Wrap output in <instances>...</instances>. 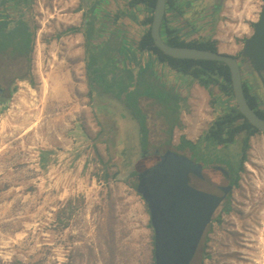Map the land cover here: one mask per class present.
Instances as JSON below:
<instances>
[{
  "label": "rangeland",
  "instance_id": "374dc122",
  "mask_svg": "<svg viewBox=\"0 0 264 264\" xmlns=\"http://www.w3.org/2000/svg\"><path fill=\"white\" fill-rule=\"evenodd\" d=\"M50 1L41 2L47 8V16L52 12ZM262 4V0H225L209 29L203 23L199 26L197 15L190 18L181 7L174 18L184 16L188 22L181 19L169 25L170 16L165 12L166 22L186 41L215 40L217 49L238 54L243 40L253 32L252 25L258 20ZM117 5L106 4L99 12L101 15L107 10L108 22L112 23L104 24L103 20V24L87 28L93 44L109 43L112 49L118 43L120 49L124 45L129 50L140 32L137 17H141V8L133 18L128 2L123 0ZM85 15L88 20H99L88 12ZM46 20V29H38L36 41L42 73L52 83L50 91L55 79H62L64 87L59 89L55 85L54 95H42L33 68L37 57L34 50L33 63L30 62L34 77L30 83L15 79L12 92L0 101V264H153L149 212L131 185L135 178L128 174L133 168L139 170L152 163L154 153L143 156L131 150L137 122L127 116L113 97H97L91 92L85 68L86 47L83 50L80 44L78 52L75 49L73 53L69 40H54L59 28L55 27L53 17ZM245 25L248 33H244ZM96 26L103 32L96 34ZM81 27L85 29L84 23L78 29ZM198 27L201 29L195 32ZM60 30L64 31V27ZM114 33L129 34L130 40L121 42L115 38L117 35H111ZM235 39L237 47L233 46ZM108 53L102 47L94 49L93 55L103 60ZM124 60L125 65L131 66L127 56ZM120 64L114 71L132 78L140 75V84H149L165 102L146 109L152 141L168 136L166 121L181 122L180 128L172 130L170 147L175 150L180 136H187L185 128L189 127L186 131H191V135L202 137L217 115L236 105L232 96L222 95L212 101L210 94L194 97L192 105L177 102V91L150 84L143 71H125ZM21 65L15 61L13 71H7L1 63L0 84L6 87L8 79L21 72ZM245 81L252 85L251 92L259 93L264 101L258 79L246 76ZM139 87L138 84L135 88ZM18 96H22V101L17 105ZM185 96L184 91L181 97ZM36 113L40 115L38 127L26 131L28 121ZM22 115L24 120L20 119ZM246 132L242 130L227 144L229 151L241 155ZM248 144L229 204L220 219L211 224L207 264L264 262V138L260 133L251 134ZM208 145V141H202L200 149L209 154L214 146ZM236 226L242 230L239 236L243 238L238 239L247 244H235ZM190 264H200L199 249Z\"/></svg>",
  "mask_w": 264,
  "mask_h": 264
},
{
  "label": "water",
  "instance_id": "95a60500",
  "mask_svg": "<svg viewBox=\"0 0 264 264\" xmlns=\"http://www.w3.org/2000/svg\"><path fill=\"white\" fill-rule=\"evenodd\" d=\"M120 1L123 0H83L84 11L92 18L95 16L108 22V11L103 10L101 15L99 12L106 4L111 3L115 7ZM124 1L131 6L129 14L136 17L135 11L139 4H132V0ZM262 1L258 20L253 22V32L245 38L239 57L219 49L179 46L166 42L160 32L166 12V0H155L149 31L153 45L169 56L224 62L229 69L236 108L252 126L264 133V118L247 102L241 77L242 64L244 69L249 66L259 77L264 89V0ZM141 52L138 49V40L129 45L126 55L133 68L140 61ZM143 156H147L146 151ZM154 158L152 163L135 174V189L147 206L153 230V264H190L205 227L223 195L204 190L197 185L191 174L200 175L202 166L181 151L170 147L162 153H154ZM222 190L226 192L227 189Z\"/></svg>",
  "mask_w": 264,
  "mask_h": 264
},
{
  "label": "trees",
  "instance_id": "16d2710c",
  "mask_svg": "<svg viewBox=\"0 0 264 264\" xmlns=\"http://www.w3.org/2000/svg\"><path fill=\"white\" fill-rule=\"evenodd\" d=\"M131 3L141 4L149 11V14L145 16L143 21V24L147 25V28L138 38V49L140 51L149 50L153 52L160 61L165 62L172 69L190 78L191 81L197 82L200 86L204 87L208 91L211 97H213L212 101L216 100L222 95L233 97L229 69L224 62L209 59L178 58L163 53L158 47L153 45V40L149 31L151 10L155 0H132ZM35 26L36 25H34L33 20L30 19L28 23L20 25L16 28V30H12L10 34L0 37V53L7 47H11V52H16V55L10 56L9 58L14 59L16 62L18 61L21 64L23 63V65H21L22 67H20L21 72L15 75V77L19 79L31 80L32 77L30 72V62L36 28ZM87 27L89 26L85 27L84 37L85 47L87 49L85 50V68L89 89L97 97L102 95L113 97L117 104L126 111L127 116H129L130 119L132 118L133 122H137V125H135L136 131L134 137L131 139L133 143L131 144V150L134 152H139V154L144 153V151L147 153H162L172 146V130L174 127L180 128L181 122L178 119L175 121H166L165 132L168 136L164 139L158 140L157 142L151 140L150 128L147 124L146 109L152 108L153 106L160 107V104H165V102H163L162 99L157 96L161 93L157 90H154L151 86H149V84H140L141 79L143 78H141L140 75H138L139 78H132L114 71V69L118 70V67L115 65L114 58L113 63L112 55L114 56L116 54L115 52L120 51L118 43H115L112 49L110 48L109 43L102 44L100 46L99 44H92L91 39L93 36L90 34V30ZM160 32L161 35L163 34L164 40L172 45L193 46L211 50L217 49L215 40L203 39L186 41L184 38L179 37L174 33V29L167 25L165 17L161 23ZM89 46L91 48H89ZM102 47L106 48L109 52L103 60L101 58H95L93 55L94 49L99 50ZM22 55L25 60H21L20 56ZM144 78H147L150 84L155 83V81L149 79L147 75H145ZM257 83L259 87V82ZM138 84L140 85L139 89L135 88ZM251 86L252 85L248 82L242 81V88L247 102L259 115L262 116V113L256 108L258 101H261L259 99L257 101L259 93L251 92ZM13 87L14 86H12L11 90ZM175 97L177 98V102H182L185 104L184 98L177 94H175ZM238 119H241V121H237ZM208 128V131L205 132V139L215 142V144L232 142L239 132L247 129L246 135L243 137V141L241 142V157L239 158L237 153H233V156L236 155V159L237 157L239 159V167L237 170H241L243 167L242 162L249 146L248 137L257 131V129L252 126V124L246 118H244L236 106H231L229 110L217 115ZM185 146H190L194 150L197 147L193 141L187 139L184 135H181L179 143L174 147L176 150L182 151ZM137 171V169L133 168L128 175L130 177H134ZM131 185L135 188L136 179L134 183H131Z\"/></svg>",
  "mask_w": 264,
  "mask_h": 264
},
{
  "label": "flooded vegetation",
  "instance_id": "af4514ba",
  "mask_svg": "<svg viewBox=\"0 0 264 264\" xmlns=\"http://www.w3.org/2000/svg\"><path fill=\"white\" fill-rule=\"evenodd\" d=\"M224 4H225V0H168V2L166 0V13H168L169 14L168 16H170L169 25H171V23L174 24L178 20H181V19H183V21L186 20L184 16H183L184 18L181 16H179V18H174L175 15H177L178 13L179 7H181L183 8L184 11L187 12L188 17L192 18V17H195V15H197V19H199L197 21V24L199 26H203L202 25L203 23L204 25H206V28L209 29L216 22L218 13L221 11ZM166 13L164 17L168 19ZM183 13L181 12V14ZM31 16H32L31 15V0H1L0 1V37H4L10 34L12 30L14 29L16 30V28L19 27L20 25L28 23L30 19L33 20ZM33 22H34V25H36V22L34 20ZM186 22L188 21L186 20L185 23ZM83 23L85 27L88 25L92 27L96 25L95 19L88 20L86 18L85 11H83ZM98 27L95 28L96 34H100L99 32H103V30H100V28ZM170 28L172 27L170 26ZM200 29L201 27H198L197 30H195V32ZM195 36H196V33H195ZM105 39L107 41L109 38L106 36ZM199 40H203V39L200 38ZM242 48H243V45L238 54H232V55H234L235 57H239ZM11 51H12V48L7 47L4 51L0 53V59L4 57H10V56L16 55V52L14 51L11 52ZM117 53L114 55L115 60L118 57ZM20 57H21V60H25L23 55ZM116 62L118 61L116 60ZM243 66L244 64H242L241 66L242 67L241 69L242 81H245L246 76L252 79L255 78L256 80L258 79L260 88L264 92L262 83L259 77L256 75V73L253 72L249 66L247 67V69H244ZM127 67L132 68L133 66H127ZM123 68H125V66H123ZM15 79H18V78L17 77L14 78V76L10 77L8 79V84L6 87L0 84V89H1L0 101L5 100L7 94H10V92H12L11 88L14 84ZM258 99L261 101H258ZM257 101L258 103L256 104V108L262 113V117L264 118V101H262L260 97L257 98ZM208 129L209 128H207L206 131H208ZM256 133H260L264 138V133L262 131L257 129V131H255L252 134H256ZM205 134L206 133L204 132V135L202 137H197L196 141L195 140L193 141L194 144L197 145L195 150L192 149L190 146H185L183 149L184 152L183 150L181 151L184 155L188 156L189 158H191L192 160L196 162H199L202 166L200 170V175L191 174V177L194 178L197 185H199L200 188L204 190H208L212 193L223 195L221 202L215 209L211 217V220L206 225L204 233L198 243V249L200 251V264H207L208 255H209V247L211 244V241L208 235L209 230L211 228V224L214 220H219L220 217L222 216L221 214L227 208L229 204V199H230L232 189L234 188V186H236L238 182L237 181L238 172L240 171V170H237L239 167V159L238 157L237 159L234 158L233 152L228 150V145H227L228 143L215 144V142H211L210 140L205 139ZM202 141H205V142L208 141V143L210 144L208 146H212V147L214 146L212 148L213 151L211 153L208 154L206 149L204 150L200 149V143ZM240 157L241 156H239V158ZM222 188H226L227 189L226 192H224ZM236 229L238 232L235 234V244L236 245H238V243L244 244V245L247 244L246 242L240 241L238 239V238H243L239 236L242 230L239 229L237 226H236Z\"/></svg>",
  "mask_w": 264,
  "mask_h": 264
},
{
  "label": "crops",
  "instance_id": "0c3cea01",
  "mask_svg": "<svg viewBox=\"0 0 264 264\" xmlns=\"http://www.w3.org/2000/svg\"><path fill=\"white\" fill-rule=\"evenodd\" d=\"M42 0H31V17L32 19L36 22V29H35V35H34V40H33V49H32V60L31 63H33V56H34V50H35V44L38 38V29L40 28V15L42 13L44 18L42 20L45 19V21L47 22V17H53V22L55 24V27L58 29L59 28V33H57V35H55V39H59L62 41L65 40H69L70 42V46L73 49V53L76 49V51L78 52V46H80V44H82L83 50H84V46H85V37H84V32L85 29L82 27L80 29H78V27L80 25H82L83 23V11H84V2L83 0H52L50 1L51 3V9L50 13H48V16L45 14L46 13V7H44V4L41 3ZM141 8V17L138 16L137 17V23L141 26L140 27V32L139 35L136 37V40H138V38L141 36V34L143 33V31L147 28V25L143 24L144 18L147 14H149V11L147 10V8L141 4H139L137 6V9ZM87 11H85L86 13ZM109 16V15H108ZM116 20V19H115ZM115 20L113 19V21L115 22ZM45 22V24H46ZM86 23V22H85ZM107 23H112V22H107L105 21L104 24ZM45 24L43 25L46 29ZM96 24H103V20H98L96 22ZM61 26L64 27V31L60 30ZM76 28V29H75ZM135 29V28H134ZM62 31V32H61ZM244 33H248V27L245 25L244 26ZM42 35V34H41ZM111 35H117L115 36V38H118L121 40H130L129 34L126 33H122V35H120L119 33H114ZM120 35V36H118ZM163 37V36H162ZM66 38V39H65ZM64 39V40H63ZM132 39V38H131ZM41 40V37H40ZM82 41V42H81ZM92 42V40H91ZM42 44V42H41ZM93 44V42H92ZM233 46L237 47L238 44L235 42H233ZM134 46V45H133ZM231 48V47H230ZM128 47L122 45L121 47V52L117 53V58L116 60L118 62H116L117 67L119 68L120 66L118 65L119 62H121L120 65L125 66L124 69L129 70L130 68H128V65H125L126 61L124 60V57H126V53ZM220 50V49H219ZM222 51V50H220ZM222 52H226L229 54H233L232 50H225ZM142 56H146V57H140V61L136 62L135 64V68L132 67V71L133 70H140L143 71V73L145 75H147V77L149 79H151L152 81H155V83H157V85L161 86V87H166L167 90L170 91H177V95L179 96H183V92L185 91L186 96L183 97L184 98V102L187 105H192L194 103V97H204L205 94H209L208 91L200 86L197 82L195 81H191L190 78L186 77L185 75H182L180 72H177L176 70L172 69L169 65H167L165 62L160 61L157 56L147 50V51H142L141 52ZM128 58V57H127ZM115 60V61H116ZM143 60V61H141ZM4 66L5 70L7 71H12L13 67H14V63L15 60L9 57H4L2 59H0V65ZM131 66H133L131 64ZM117 68V69H118ZM30 72L32 74V67L30 68ZM33 76V74H32ZM34 77V76H33ZM152 77V78H150ZM177 79V80H175ZM17 80H20L19 78ZM21 80H25L26 82L30 83L29 79H21ZM184 86V88H183ZM185 109L182 112V116H183V120H185ZM189 128V127H188ZM185 128L183 132L187 133V139L190 140H195L197 137H195L194 135H191L192 132L190 131L188 133V130L186 131Z\"/></svg>",
  "mask_w": 264,
  "mask_h": 264
},
{
  "label": "bare ground",
  "instance_id": "6f19581e",
  "mask_svg": "<svg viewBox=\"0 0 264 264\" xmlns=\"http://www.w3.org/2000/svg\"><path fill=\"white\" fill-rule=\"evenodd\" d=\"M45 20V19H44ZM44 20H41V22H40V27H42L43 26V24H45L44 22ZM42 30V29H41ZM40 31V30H39ZM38 31V32H39ZM37 41H38V39H37ZM39 47H38V42H36V48H35V60H34V67L33 68H35L34 70H35V75L38 77V79H39V84H40V88H41V90H42V95H45V94H47L48 95V93H51L52 95H54V90H55V92L57 91V89H54L55 88V85L59 88V89H62L64 86H63V83H62V79H61V81L60 80H58V79H55V85H53V86H51V89H53V90H49V87H50V85L52 84H50L49 83V81H48V78L44 75V73H42V69H41V65H42V60L40 59V57H39ZM56 65V64H55ZM50 91V92H49ZM20 101H22V96H18V99H17V105L20 103ZM15 105V104H14ZM21 114V113H20ZM24 118H25V115H22V118H20L21 120H24ZM39 118H40V115H38L37 113L34 115V119L33 120H30V121H28V123H27V127H26V131H29V129H32L33 127H38V125H39ZM264 261V260H263ZM255 262V261H254ZM256 262H258V261H256ZM262 264H264V262H262Z\"/></svg>",
  "mask_w": 264,
  "mask_h": 264
}]
</instances>
